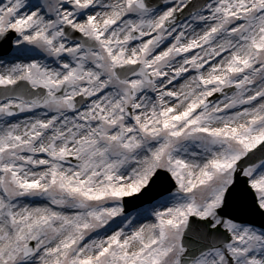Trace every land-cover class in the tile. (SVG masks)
I'll return each instance as SVG.
<instances>
[{
    "label": "snow or ice",
    "instance_id": "6c2138e0",
    "mask_svg": "<svg viewBox=\"0 0 264 264\" xmlns=\"http://www.w3.org/2000/svg\"><path fill=\"white\" fill-rule=\"evenodd\" d=\"M0 264H264V0H0Z\"/></svg>",
    "mask_w": 264,
    "mask_h": 264
}]
</instances>
